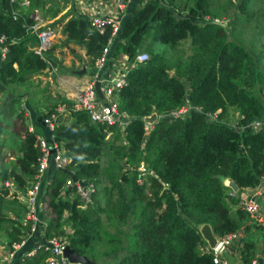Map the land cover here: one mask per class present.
Here are the masks:
<instances>
[{
    "label": "trees",
    "instance_id": "16d2710c",
    "mask_svg": "<svg viewBox=\"0 0 264 264\" xmlns=\"http://www.w3.org/2000/svg\"><path fill=\"white\" fill-rule=\"evenodd\" d=\"M261 1L224 0V26L212 21L219 16L210 0L130 2L108 59L110 66L121 53L132 64L115 93L117 109L128 120L120 128L91 123L84 111L60 114L51 133L68 152L70 163L67 170L53 169L44 188L50 214L45 239L62 235L72 250L95 264L104 262L102 257L116 264H212L198 226L207 223L215 236L239 228L247 215L236 207L238 193L264 176V129L244 126L264 118ZM69 2L29 0V8L21 9L17 2L0 0V46L6 48L0 86L23 85L47 66L33 53L36 37L25 30L30 11L38 9L52 19ZM65 16L61 28L56 27L61 43L82 48L83 62L92 67L109 37L108 24L106 33L98 34L69 9L58 20ZM248 30L253 36L241 38ZM178 46L183 47L181 56L166 55L167 48ZM54 47L46 51L53 67ZM140 49L147 53L144 61L134 60ZM184 100L198 109L182 118L170 117ZM61 104L67 106L68 101ZM55 106H46L47 112ZM213 112L215 119H208L206 114ZM151 113L156 120L145 129L142 119ZM35 137L34 131L23 129L16 152L0 153V230L6 233L8 250L27 226L21 225L17 210L16 218L3 213L6 196L10 204L18 203L3 181L10 177L19 189L28 182L39 156ZM140 163L144 173L137 169ZM68 175L93 184L85 205L76 195L59 196ZM226 178L237 185L235 195L223 183ZM253 249V242H241L242 264H250ZM45 254L38 250L16 264H41Z\"/></svg>",
    "mask_w": 264,
    "mask_h": 264
},
{
    "label": "built area",
    "instance_id": "2783aa9c",
    "mask_svg": "<svg viewBox=\"0 0 264 264\" xmlns=\"http://www.w3.org/2000/svg\"><path fill=\"white\" fill-rule=\"evenodd\" d=\"M14 1V0H10ZM96 1V0H94ZM99 5L94 7L92 5L85 19L89 25L98 33H106L105 25L109 27V37L106 40V44L101 50L99 58L93 62L91 69V77L80 87L76 88L72 98H70L67 106L59 104L54 108L53 111L46 113L42 118V123L51 130L53 126L58 123V116L60 114L65 115L75 111H84L87 115L88 120L91 123H100L105 126L117 124L120 128L125 125L128 117L118 111L116 102V91L121 88L124 84V74L127 67L130 64L124 56V63L115 70V73L105 72L112 64L115 59L108 66L109 51L112 46L113 39L119 29L122 18L126 13V9L132 0H98ZM28 0H19L17 3L20 7L28 5ZM78 2H83L78 0ZM90 3V2H88ZM31 22L25 24V30L29 34L36 37L37 41L33 48V52L40 58L46 60L45 53L50 46L51 40L55 36L54 26L48 24L50 20H46L41 13L34 11L31 15ZM5 47H2L1 52H5ZM147 59V54L142 50L135 53L134 60L144 61ZM99 82V90L101 98L96 95L94 90V82ZM196 106H191L187 100L178 106L177 109L171 111L169 116L172 118H182L190 110H197ZM206 117L210 120L215 119V113H207ZM150 124L144 122V128L149 129ZM244 126L250 130L264 129V118L252 119L248 121ZM109 134L106 132V135ZM35 145L39 151L35 171L30 177L27 186L23 194H20L19 201L23 206V214L21 218V225H26L27 230L33 231L38 221L37 217V202L36 197L39 193L40 184L42 182L44 173L46 172L49 164L57 170H65L70 163V156L66 149L59 143L56 142L52 137L49 140L41 136H36ZM138 171L140 173L145 172L143 164H139ZM7 188L14 189V184L10 180L3 182ZM13 187V188H12ZM65 189H68L67 192ZM94 187L91 182L85 180H76L71 177L64 179V182L60 188L59 196L62 198L71 199L73 195H76L78 199L82 201V204L89 200V194L93 191ZM66 191V194L64 193ZM232 193V192H231ZM237 208L246 213L250 218L254 219L258 224L262 223V216L257 201L253 197H245L237 202ZM43 235V231H42ZM215 243L211 248H207L211 254L212 264H230L223 253L228 250L234 244L240 242L241 233L238 230H233L223 234L221 236H215ZM47 246V255L43 258L41 264H83L80 261H69L63 254L62 250L67 244L66 239L62 235L51 236L45 239ZM22 240L19 242H12L10 244L11 249L6 250L2 256V264H9V259L13 254V251L22 244ZM241 244V243H240ZM239 244V245H240ZM264 262V247L261 252L254 254L250 259V264H262Z\"/></svg>",
    "mask_w": 264,
    "mask_h": 264
},
{
    "label": "crops",
    "instance_id": "0c3cea01",
    "mask_svg": "<svg viewBox=\"0 0 264 264\" xmlns=\"http://www.w3.org/2000/svg\"><path fill=\"white\" fill-rule=\"evenodd\" d=\"M82 1L83 2H78V0H70V2L66 4L54 18H46V20H57L60 16H62V14H66L68 9L72 14L84 18L92 5H94V7L99 5L98 0ZM34 11H37V13L41 12L38 9H33L30 11L29 16ZM66 18L67 16L63 17L59 22H55V25L59 24V28H61V25ZM59 30L56 32V36ZM53 44L54 43H52V45ZM66 46H68V52L66 51L65 46H61L60 48L54 47L53 50L50 51V54L55 61L54 68L59 66L58 69L62 71V73L59 75V80L55 79V81H52L50 78L41 77V75H33L28 77L27 82H25V84L22 86H16L14 84L0 86V90H2V93L5 94L4 98H0V143L2 144L0 149L1 155L8 154L9 152H16L15 149L20 143V135L22 130L26 128L29 131H34L36 136H41L46 140H49L52 134L41 122V110H47L48 108H46V106L52 104L59 105L64 101H69L75 89L80 87V84H84L91 77L89 72L92 67H84L85 70H87V74L84 73L82 75H73L71 73L72 70L78 69L82 64V62L78 63L79 61L71 62V60H75L73 54L76 53V58L80 60H85L86 58H84L85 55L82 48L77 46V48H75V45L73 46L72 44ZM1 49L2 46H0V62L4 57V53L1 52ZM60 51L66 53V56L61 58L59 54ZM114 62L115 63L107 68L105 72L108 71L110 73H115V70L121 67V65L124 63V56L122 54H118ZM63 72L66 73L63 74ZM9 86H12V89H10ZM15 88L17 89L14 91ZM11 100H14V102L10 103ZM17 113H20V115L17 116ZM11 157L12 155L9 156V159L6 158V161H9ZM53 169V166L49 164L46 172L44 173L42 182L40 184L39 193L36 197V212L38 217L36 227L33 231L27 230L28 228L24 229L25 233L20 238L23 243L13 251V254L9 259V264H16L18 261H22L24 257L37 254L38 250L45 252V256L47 255V249L45 248L47 243L42 235V231L50 214H46L49 208L48 206L46 207V197L43 194L46 184L50 182V175ZM7 179H10V177ZM224 182L226 183V179L223 181V183ZM26 186L27 184H25L22 189L17 187L15 188L16 190L13 191V194L16 198L15 200H17L18 203L10 204L9 198L11 197L6 196L7 203L4 204L2 211L8 217L16 218L15 211L17 210L18 215H20L22 218L23 206L19 201V196L20 194L24 193ZM65 190L67 191L68 189ZM66 191H64L65 194ZM237 192L238 190L232 194L235 195ZM238 197L239 200L245 197H253L259 205L263 220L261 224H258L254 219L247 215L246 219L240 223L239 228L236 229L241 233L240 242L238 244L232 245L226 252L223 253V256L230 264H242L239 247L243 240H249L254 243L253 255L261 252L262 248L264 247V176L260 178L256 185L252 187L241 188L238 193ZM66 229L68 230V228ZM6 242V233L0 230V264H2V256L7 250ZM204 249H207V245L204 247ZM116 261L117 260H115L114 264H116ZM262 264H264V262Z\"/></svg>",
    "mask_w": 264,
    "mask_h": 264
},
{
    "label": "rangeland",
    "instance_id": "374dc122",
    "mask_svg": "<svg viewBox=\"0 0 264 264\" xmlns=\"http://www.w3.org/2000/svg\"><path fill=\"white\" fill-rule=\"evenodd\" d=\"M19 0H14L13 2H18ZM29 1V0H28ZM50 2H54V1H56V0H49ZM234 1V0H233ZM210 2H211V8H212V11L213 12H215V14H218V16L219 17H215V18H213V20H217V21H219V22H222L223 23V25H224V21L223 20H220V17H221V14H222V12H224L225 11V9H226V6H225V3H224V0H210ZM261 3H264V1H261ZM260 3V4H261ZM61 4V2L59 3V5ZM260 4L259 3H257V7L259 6L260 7ZM49 6V4H47V7ZM22 8H26V9H28L29 8V2H28V5L27 6H25V7H22ZM33 10V9H32ZM63 15V14H62ZM209 18V17H208ZM58 20V19H57ZM212 20V21H213ZM53 21H55V20H53ZM53 21H50V22H48V24L49 25H51L52 24V22ZM58 21H60V20H58ZM53 26H57V28H59L58 26L59 25H55V24H53ZM61 33H59L58 32V34H57V36H56V33H55V36H54V38L51 40V42H50V46H55L56 48H60L61 46H64L61 42H62V40H61V38H62V36L60 35ZM243 36H248V37H252L253 36V33H252V31L251 30H248V31H246L245 33H243L242 35H241V38L243 37ZM256 40L258 41V44L261 42L260 40H258V38H256ZM52 43H54L53 45H52ZM73 45V44H72ZM35 46V45H34ZM34 46L32 47V50H33V48H34ZM49 46V47H50ZM74 46V45H73ZM67 47L68 46H65V49H66V51H67ZM75 48H77L76 46H74ZM64 49V50H65ZM182 49H183V47L182 46H178V47H175V48H173V49H169V48H167L166 49V55L167 56H169V55H171V54H173V55H179V56H181L182 54ZM63 50V51H64ZM140 50H142L143 52H145V50L144 49H140ZM68 52V51H67ZM34 53V52H33ZM146 53V52H145ZM35 54V53H34ZM59 54H60V56H61V58L62 57H64V56H66V53H64V52H62V51H60L59 52ZM147 54V53H146ZM45 55V57H46V60H47V58H48V55H47V52L44 54ZM71 55V54H70ZM73 57H74V59L75 60H71V62H74V61H79L78 63H81L82 62V64L84 65V66H86V67H88L87 65H85V63L83 62V59H77L76 57V53H74L73 54ZM178 57V56H177ZM84 58H85V56H84ZM173 59H174V57H173ZM45 61V60H44ZM46 62V61H45ZM46 64H47V66L43 69V71H41L39 74H35V75H41V77H43V78H50L52 81H55V79H57V80H59L60 78H59V75L62 73V71L61 70H59L58 69V67H53V66H51V65H49V62L47 63L46 62ZM81 64V65H82ZM262 64L264 65V61L262 62ZM77 65V64H76ZM77 67V66H76ZM79 67V66H78ZM80 68V67H79ZM78 68V69H79ZM76 69V68H75ZM90 72H91V70H90ZM66 72H63V74H65ZM85 74H87V70H86V72H85ZM91 74V73H90ZM170 74H171V72H170ZM74 75V74H73ZM83 84V83H82ZM82 84H80V85H82ZM16 85H18V84H16ZM24 85V84H23ZM22 86V85H21ZM9 88L10 89H12V86H9ZM17 88H15L14 89V91L16 90ZM6 93V92H5ZM74 94V93H73ZM4 96H5V94H3L2 93V90H0V98H4ZM73 96V95H72ZM72 98V97H71ZM216 112H218V111H216ZM229 112H233V110L231 109V108H229ZM232 119L233 120H236V112H233V117H232ZM109 134H107L106 135V137L108 136ZM136 167V166H135ZM231 194V193H230ZM65 231H68L66 228H65ZM103 258V260H105L104 262H105V264H114L115 263V260H113L112 258H107V257H102ZM98 260H101L100 258H98ZM104 262H99V264H103Z\"/></svg>",
    "mask_w": 264,
    "mask_h": 264
},
{
    "label": "water",
    "instance_id": "95a60500",
    "mask_svg": "<svg viewBox=\"0 0 264 264\" xmlns=\"http://www.w3.org/2000/svg\"><path fill=\"white\" fill-rule=\"evenodd\" d=\"M214 23H217L221 26H223V23L215 21ZM84 65H81L79 69L72 70L71 73L74 75H82L86 72ZM91 73V72H90ZM94 90L96 92V95L101 98V93L99 90V82H94ZM144 122L153 123L156 120L155 113H151L147 117H143L142 119ZM224 184L230 189V191L236 192L238 190L237 185L229 178H226V183ZM198 232L200 233V236L205 241L208 248H211L215 243V235L213 234L210 226L207 223H202L198 226ZM63 256L69 260V261H80L83 264H95L85 256L79 255L74 250H72L67 244L64 246L62 250Z\"/></svg>",
    "mask_w": 264,
    "mask_h": 264
},
{
    "label": "clouds",
    "instance_id": "9594fccd",
    "mask_svg": "<svg viewBox=\"0 0 264 264\" xmlns=\"http://www.w3.org/2000/svg\"><path fill=\"white\" fill-rule=\"evenodd\" d=\"M22 9H26V8H22ZM126 10H127V9H126ZM12 13H14V12L12 11ZM125 14H126V13H125ZM41 15H42V14H41ZM42 16H43V15H42ZM43 17H44V16H43ZM30 18H31V17H30ZM44 18H45V17H44ZM82 18H83V17H82ZM84 19H85V18H84ZM86 21H87V20H86ZM215 21H217V20H213V22H215ZM217 22H219V21H217ZM221 23H222V22H221ZM53 24H54V23H52L51 26H53ZM88 24H89V23H88ZM89 26H90V25H89ZM223 26H224V25H223ZM56 27H57V26H54V28H53L54 31H55V33L57 32ZM58 27H59V26H58ZM90 27H91V26H90ZM57 29H58V28H57ZM3 47H4V46H3ZM5 49H6V48H5ZM48 49H49V48H48ZM139 51H140V50H139ZM109 52H110V51H109ZM4 53H5V52H4ZM120 54H121V53H120ZM108 55H109V54H108ZM122 55H123V54H122ZM89 73H90V72H89ZM68 103H69V101H68ZM60 104H61V103H60ZM56 106H58V105L56 104ZM56 106H55V107H56ZM55 107H54V108H55ZM54 108H53V110H54ZM53 110H52V111H53ZM50 112H51V111H50ZM40 113H41V116H42V117H41V122H42V118L46 115V113H49V112H47V110H45V111H42V110H41ZM59 116H60V115H59ZM59 116H58V120H60ZM62 116H64V115H62ZM148 116H149V115H148ZM145 117H147V116H145ZM143 122H144V121H143ZM44 126H45V125H44ZM45 127H46V126H45ZM46 128H47V127H46ZM47 129H48V128H47ZM51 129H52V128H51ZM48 130L51 132L50 129H48ZM51 134H52V133H51ZM51 137L53 138V135H51L50 138H51ZM35 138H36V137H35ZM53 139H54V138H53ZM38 152H39V151H38ZM66 168H67V167H66ZM56 170H57V169H56ZM65 170H67V169H65ZM61 171H64V170H61ZM71 173H72V172H71ZM70 176H71V175H68V177H70ZM7 180H10V179H7ZM4 181H6V180H4ZM4 181H3V182H4ZM10 181H11V180H10ZM11 182H12V181H11ZM12 184H13V183H12ZM12 188H13V187H12ZM7 189H8V191L11 190V191H9V192H11V193H13V191L16 190L15 187H14L13 190H12L11 188H7ZM67 199H68V198H67ZM207 248H208V247H207ZM206 250H207V249H206Z\"/></svg>",
    "mask_w": 264,
    "mask_h": 264
}]
</instances>
